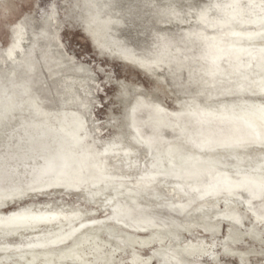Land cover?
Wrapping results in <instances>:
<instances>
[{
    "label": "rangeland",
    "instance_id": "obj_1",
    "mask_svg": "<svg viewBox=\"0 0 264 264\" xmlns=\"http://www.w3.org/2000/svg\"><path fill=\"white\" fill-rule=\"evenodd\" d=\"M227 1L231 0H0V105H40L48 113V117L39 116L33 107L0 111L4 123L0 163L5 162L3 188L8 192L0 210L81 208L97 216L110 214L109 198L115 192L112 186L104 195L88 188L85 193L44 189L9 200L10 191L18 193V188L22 192L47 175L39 169L49 158L60 162L51 153L55 139L43 133L47 124L58 132L68 126L71 118L63 116L64 111L83 112L94 155L107 161L110 178L115 184L121 182V190H125L150 180L147 173L156 170L160 151L175 144L191 146L167 126L166 142L150 147L135 140L133 105L159 104L177 127L180 118L188 114L186 105L195 100L205 105H230L239 97L264 102V92L250 91V85L226 84L222 89L214 76L209 83L211 90L201 89L204 71L198 68L203 59L190 56L200 48V40L188 32L202 25V10L211 8L212 18L223 17L216 8L229 5ZM257 1L264 5V0L253 2ZM100 22L108 30L106 37L97 41L92 31ZM217 26L204 28L220 35L226 24ZM245 31L254 33L255 26L250 23ZM225 34L223 40L230 36ZM259 35L242 39L259 42ZM190 44L194 47H188ZM82 105L88 108L78 109ZM136 112L146 114L141 109ZM42 122L46 123L40 126ZM217 151L234 176L237 168L250 170L263 164L264 157L255 148L247 155L232 154L221 147ZM86 172L85 179L90 181L91 171ZM158 180L144 187L140 196L147 215L164 227L163 240L138 246L145 264H178L156 251L184 247L191 251L183 253V264H264V193L237 186V194L225 189L218 192L221 195L201 197L189 187L181 189L172 176ZM184 204L188 209L181 208ZM114 224L121 232L125 229ZM106 233L104 237H108ZM153 233L136 231L145 237ZM105 256L101 264H140L127 243L116 255L106 252Z\"/></svg>",
    "mask_w": 264,
    "mask_h": 264
},
{
    "label": "bare ground",
    "instance_id": "obj_2",
    "mask_svg": "<svg viewBox=\"0 0 264 264\" xmlns=\"http://www.w3.org/2000/svg\"><path fill=\"white\" fill-rule=\"evenodd\" d=\"M253 1L255 0H247L249 5L243 0H231L230 3L227 1L229 5L216 8L217 12L223 15L221 18H212L211 8L202 10L199 16L202 25L195 31L188 32L200 40V48L197 52L190 53V56L193 59L198 56L203 59L198 68L204 71L201 89H209L210 80L214 76L217 78L216 83L223 85L222 89L227 87L226 84L234 87L250 85L253 87L250 91L264 92V16L258 15L260 11L264 13V5ZM95 16L96 20L98 16ZM218 23L226 24L225 31L220 35L217 32H207L204 28L205 25L217 26ZM250 23L255 26L254 33L245 31ZM104 27L100 22L93 27V31L91 29L97 41L106 37L108 29L107 26ZM225 32H229L228 37L231 39L221 38ZM258 33L261 37L259 42L242 39L244 36H248V39L252 34ZM188 47L192 48L194 45L190 44ZM236 101L230 105H226V102H221L220 105H205L201 100H195L194 104L186 105L188 114L180 118L178 128L173 127L175 122L169 120L165 107L153 103L151 105L150 102L147 105L145 102L144 105H133L130 109L135 123V140L150 147L155 143L166 142L167 126L174 129L179 137L189 140L191 146L188 148L182 144H170L171 146L159 152L156 170L147 173L150 180L145 179L139 187L127 186L124 191L121 190V182L115 184L110 178L107 161L94 155L90 143L92 134L85 126L83 112L64 111L62 115L71 118L68 126L58 132L59 130H51L47 124L44 125L43 133L55 139V149L51 153L58 156L60 162L54 160L55 157L49 158L39 169L40 173L47 172V175L38 178L36 184L22 192H19L18 188L15 190L18 193L10 191L9 200L12 201L30 191L44 189H67V192L85 193L88 188L89 192L104 195L112 186L115 192L109 198L110 214L97 216L95 212L89 213L81 208L48 210L25 207L7 213L0 210V264L10 261H13V264H101L106 252L116 255L118 249L126 243L132 246L135 258L140 260V264H145L138 246L143 243L152 246L153 242L163 240L161 233L164 227L147 215V206L140 201V196L144 187L159 181L161 176L176 178L181 189L187 191L186 187H189L201 197L216 195L225 189L229 194H237L234 189L237 186L264 193V159L263 164H258L250 170L237 168L235 173L238 175L234 176L225 161L219 157L220 151H217L221 147L232 154L247 155L255 148L264 157V102L258 99L248 100L245 97H239ZM30 107L34 108L37 115L48 117V113L40 105H0V111ZM86 108L88 107L83 105L78 107ZM138 109L146 114L139 115L136 112ZM44 123L46 122L39 125L43 126ZM3 124L0 121V135L4 133ZM130 151H127L128 155ZM4 164L3 161L0 163V207L5 204L3 198L8 193L3 188ZM86 171H91V182L85 179ZM188 206L184 204L181 208L186 210ZM114 222L121 224L125 229L121 228V232ZM146 230H152L154 233L150 237L136 234V231ZM104 232H107L106 236L109 238L104 237ZM16 234L17 237H10ZM110 238L115 239L118 248ZM190 251V248L184 247L164 253L157 250L156 254H162L167 260L180 264L183 261V253ZM150 260L151 257L148 258V261Z\"/></svg>",
    "mask_w": 264,
    "mask_h": 264
}]
</instances>
